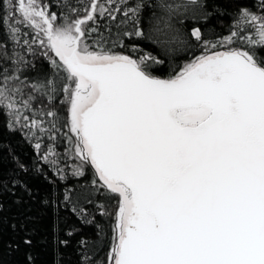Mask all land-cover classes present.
<instances>
[{"label": "snow or ice", "instance_id": "1", "mask_svg": "<svg viewBox=\"0 0 264 264\" xmlns=\"http://www.w3.org/2000/svg\"><path fill=\"white\" fill-rule=\"evenodd\" d=\"M126 3L7 0L0 112L36 141V160L15 159L17 172L43 176L46 165L79 183L43 203L54 232L65 210L93 228L85 249L104 243L98 202L118 198L108 264H264V0L241 4L217 40L176 27L190 5L219 15L211 5L161 0L146 34L140 5ZM189 36L203 54L155 75L164 61L139 44L168 53Z\"/></svg>", "mask_w": 264, "mask_h": 264}, {"label": "trees", "instance_id": "2", "mask_svg": "<svg viewBox=\"0 0 264 264\" xmlns=\"http://www.w3.org/2000/svg\"><path fill=\"white\" fill-rule=\"evenodd\" d=\"M72 2L86 5L90 0H72ZM183 2L187 3L188 0ZM2 3L0 16H3L7 10V0H2ZM160 3L161 0H127L125 6L140 5V27L147 34L150 21L154 14L160 11ZM258 3L259 0H197V4L211 5L209 11L219 15L204 20L198 15L197 5H190L189 11L177 17L176 27L182 34L190 33L192 27H201L206 39L217 40L228 35L232 14L241 4L258 5ZM194 12L197 15L194 16ZM0 33L6 34L3 28H0ZM188 40L186 47L177 44L168 53L146 47L148 44L146 40L141 42L139 47L146 52H152L158 59L164 61L163 64L156 65L157 69L163 71L158 70L154 74L167 79L179 71L184 64L203 54L204 48L199 42L192 40L190 36ZM11 47L9 43V48ZM224 50V48L214 49V51ZM115 51L122 50L115 49ZM60 99L63 97L58 98L57 104L63 121L66 119L67 109L66 105L59 104ZM10 122L7 112H0V264H83L85 254H88L95 264H108L118 198L112 197L108 201L98 202L105 205L106 214L102 217L97 215L104 229L102 236L104 243L96 249H85L81 246L82 239L92 242L94 230L91 226H82L81 221L68 210L63 213L60 229L54 232V214L43 201L49 196L63 192L65 185L69 188L80 185L70 173L63 181L56 179L53 175L55 169L48 171L46 165H42L46 169L43 176H21L16 170L15 159L35 161V141L22 130L10 129L8 127ZM62 132L67 133L66 126ZM42 143L47 142L42 141ZM50 181H55V187ZM24 185H27L28 191H25ZM88 210L90 214L96 213L95 207L90 206ZM73 229L76 231L72 235H66ZM58 239L67 240V243L60 244L57 242ZM25 240H31V245L24 243Z\"/></svg>", "mask_w": 264, "mask_h": 264}, {"label": "rangeland", "instance_id": "3", "mask_svg": "<svg viewBox=\"0 0 264 264\" xmlns=\"http://www.w3.org/2000/svg\"><path fill=\"white\" fill-rule=\"evenodd\" d=\"M25 31H28L27 29H25ZM66 109H67V106H66ZM11 119V118H10ZM22 131H24L25 133H27L26 132V130H22ZM33 141H35V140H33ZM36 142V141H35Z\"/></svg>", "mask_w": 264, "mask_h": 264}]
</instances>
